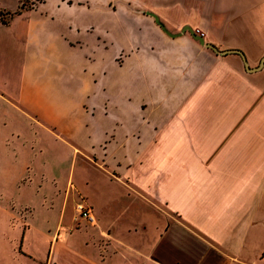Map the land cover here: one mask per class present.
Instances as JSON below:
<instances>
[{
	"label": "crops",
	"instance_id": "obj_1",
	"mask_svg": "<svg viewBox=\"0 0 264 264\" xmlns=\"http://www.w3.org/2000/svg\"><path fill=\"white\" fill-rule=\"evenodd\" d=\"M0 28L16 50L0 127L27 130L0 139V204L43 186L46 170L31 178L37 127L101 174L84 164L83 181L52 191L60 211L40 263L264 264V65L252 70L264 0H44Z\"/></svg>",
	"mask_w": 264,
	"mask_h": 264
},
{
	"label": "rangeland",
	"instance_id": "obj_2",
	"mask_svg": "<svg viewBox=\"0 0 264 264\" xmlns=\"http://www.w3.org/2000/svg\"><path fill=\"white\" fill-rule=\"evenodd\" d=\"M40 2L41 0H20L19 7L15 11L21 7L27 9L34 8ZM17 3L18 0H0V6L5 4L14 7ZM15 11L0 7L1 20H10ZM4 30L6 29L0 28V34H3ZM0 37L5 38L3 35H0ZM15 52L13 44L11 46H5L4 43L0 44L1 76L11 73L12 68L15 66ZM6 120L8 124L0 127V139L3 136L12 139L10 136L13 134L23 136L27 133L25 124H18L13 118L9 120L6 117ZM37 131L39 140H42L37 142L34 152L32 149V159L36 158L35 161H32V168L38 169L39 174L36 176L32 173L31 178L42 177L44 170H46V178L41 183L43 186H39L40 183L33 184L35 186L32 192H27L25 195L22 194L23 196L20 195L21 191L16 192L18 194V201L14 207L0 204V230L5 234L4 239L0 238V264H42L40 261L46 258L50 244L47 238L48 230L55 226V220L60 211V196L53 195L52 191L58 188L65 189L70 174L74 179V183L79 184L83 181L85 175L82 174L84 164L92 173H98L95 170L96 164L94 160L83 159L81 155L73 153L65 144L46 141L48 135L40 127H37ZM14 146H16V143L11 142L10 147ZM40 174L41 176H39ZM96 175L101 178V174ZM31 178H28V175L26 177L27 180ZM21 185L24 184L21 183ZM121 192V188H116L113 194L120 196ZM82 196L87 198V195L77 186L70 189V198L74 203L79 199L82 200ZM21 197L22 201H20ZM29 202L34 204L33 210L32 212H25V206L22 205ZM6 207L11 213H5L4 209ZM157 210L159 208L152 202H149L150 213L154 212V214H157ZM12 213L15 218L13 222H8V218L12 216ZM74 213L73 207L72 214L74 215ZM23 214L29 215L28 221L31 225V228L27 229L25 237L24 232L26 229L24 228ZM4 219L7 220L3 221ZM30 255H33L38 261L34 260Z\"/></svg>",
	"mask_w": 264,
	"mask_h": 264
},
{
	"label": "built area",
	"instance_id": "obj_3",
	"mask_svg": "<svg viewBox=\"0 0 264 264\" xmlns=\"http://www.w3.org/2000/svg\"><path fill=\"white\" fill-rule=\"evenodd\" d=\"M196 32L201 36L205 35V33L199 29H197ZM76 208H77V212H78L79 216L84 217V218L88 219L89 221L93 220L92 208L88 204V202L86 201L85 198H82V200L80 202H78Z\"/></svg>",
	"mask_w": 264,
	"mask_h": 264
},
{
	"label": "water",
	"instance_id": "obj_4",
	"mask_svg": "<svg viewBox=\"0 0 264 264\" xmlns=\"http://www.w3.org/2000/svg\"><path fill=\"white\" fill-rule=\"evenodd\" d=\"M150 14L153 15V16L155 17L156 21H157L160 25L162 24V23H161V20H160V17H159L158 15L153 14V12H151ZM194 35H195V36H196V37L202 42V44L206 45L207 47L214 48L215 50L218 51V49H217L213 44H211V43H206V42H205V39H204L203 36L198 35V34H194ZM218 52H220V53H222V54H226V53H231V52H238V50H225V51H218ZM263 65H264V59H263V61L261 62V64H260L259 67H257V68H253L252 70H258V69H260Z\"/></svg>",
	"mask_w": 264,
	"mask_h": 264
},
{
	"label": "trees",
	"instance_id": "obj_5",
	"mask_svg": "<svg viewBox=\"0 0 264 264\" xmlns=\"http://www.w3.org/2000/svg\"><path fill=\"white\" fill-rule=\"evenodd\" d=\"M42 1H44V0H41V2H42ZM22 9H23V7H21V8L18 9L17 11H15V12H14V15H15V14H19V13H21V10H22ZM0 13H1V12H0ZM0 17H1V19H2V15H0ZM2 21H3V23H6V24L8 23V20H6V21H5V20H2Z\"/></svg>",
	"mask_w": 264,
	"mask_h": 264
}]
</instances>
